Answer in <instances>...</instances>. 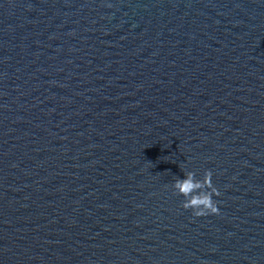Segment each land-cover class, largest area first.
<instances>
[{
	"label": "water",
	"instance_id": "95a60500",
	"mask_svg": "<svg viewBox=\"0 0 264 264\" xmlns=\"http://www.w3.org/2000/svg\"><path fill=\"white\" fill-rule=\"evenodd\" d=\"M0 264H264V0H0Z\"/></svg>",
	"mask_w": 264,
	"mask_h": 264
},
{
	"label": "clouds",
	"instance_id": "9594fccd",
	"mask_svg": "<svg viewBox=\"0 0 264 264\" xmlns=\"http://www.w3.org/2000/svg\"><path fill=\"white\" fill-rule=\"evenodd\" d=\"M217 212V211H216ZM196 215H202L204 214L203 212H198V213H195Z\"/></svg>",
	"mask_w": 264,
	"mask_h": 264
}]
</instances>
